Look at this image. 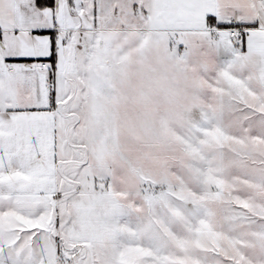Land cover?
<instances>
[{
    "label": "snow or ice",
    "instance_id": "snow-or-ice-1",
    "mask_svg": "<svg viewBox=\"0 0 264 264\" xmlns=\"http://www.w3.org/2000/svg\"><path fill=\"white\" fill-rule=\"evenodd\" d=\"M0 264H264V0H0Z\"/></svg>",
    "mask_w": 264,
    "mask_h": 264
}]
</instances>
